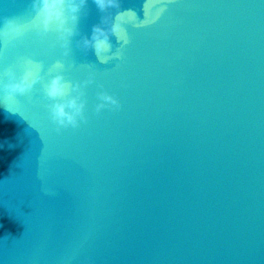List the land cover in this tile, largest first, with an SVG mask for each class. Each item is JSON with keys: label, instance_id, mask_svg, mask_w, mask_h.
<instances>
[{"label": "water", "instance_id": "1", "mask_svg": "<svg viewBox=\"0 0 264 264\" xmlns=\"http://www.w3.org/2000/svg\"><path fill=\"white\" fill-rule=\"evenodd\" d=\"M31 3L0 0V264H264V0H120L164 11L108 64L77 42L116 9L87 0L65 57L55 32L3 37ZM23 59L44 80L7 107ZM57 61L96 81L88 122L60 134L42 91ZM101 91L121 108L97 115Z\"/></svg>", "mask_w": 264, "mask_h": 264}, {"label": "clouds", "instance_id": "2", "mask_svg": "<svg viewBox=\"0 0 264 264\" xmlns=\"http://www.w3.org/2000/svg\"><path fill=\"white\" fill-rule=\"evenodd\" d=\"M101 12L116 9L113 17L111 13L104 16L100 25L92 28L91 37L84 36L77 42V47L85 52L93 50L101 64L118 61L123 58V50L129 44L127 25L136 29L146 27L154 23L155 19L164 11L160 9L155 18L144 10V19L138 20L136 13L120 11V0H93ZM87 5V0H32L31 12L34 14L30 23L20 24L15 19L5 18L2 32L6 41H15L27 31L34 30L38 35L44 37L50 32H55L58 41L62 42L64 56L71 54V39L79 35L78 24L80 15ZM115 37L119 47L113 51L111 38ZM42 65L31 59L21 61L22 75H17L13 68L6 69L7 83L3 86L4 104L8 107L10 102H15L18 96L29 94L37 84H41L44 77L41 75ZM65 65L57 61L49 69V73L55 72L50 81L43 84V95L50 101L47 105L52 123L56 126L55 131L60 134L62 130L79 128L82 123L88 122L86 116L87 100L84 89L96 83L95 78L90 76L83 83L73 84L65 80L60 74ZM102 87V85L100 86ZM97 99L100 101L95 106V113L99 115L105 109L118 111L121 104L117 98L105 91L98 92ZM45 194H50L45 190Z\"/></svg>", "mask_w": 264, "mask_h": 264}]
</instances>
